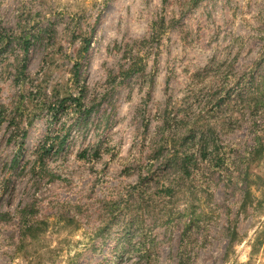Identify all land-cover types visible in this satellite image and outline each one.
I'll list each match as a JSON object with an SVG mask.
<instances>
[{"label": "rangeland", "instance_id": "374dc122", "mask_svg": "<svg viewBox=\"0 0 264 264\" xmlns=\"http://www.w3.org/2000/svg\"><path fill=\"white\" fill-rule=\"evenodd\" d=\"M263 51L264 0H0V264H264Z\"/></svg>", "mask_w": 264, "mask_h": 264}, {"label": "trees", "instance_id": "16d2710c", "mask_svg": "<svg viewBox=\"0 0 264 264\" xmlns=\"http://www.w3.org/2000/svg\"><path fill=\"white\" fill-rule=\"evenodd\" d=\"M40 33V30H37V32L31 31L29 28H25L22 30V34L20 35V43L21 47L24 52L28 50L29 45L32 44L33 40L35 39V35ZM11 37L7 36V40H10ZM89 42H90V36L82 32L79 35V45L76 52V58L72 65V75L75 78L76 81H79V72L80 68L82 66V60L84 58L85 53L88 52L89 48ZM260 59H264V51L261 55H259ZM22 69L25 70V64L22 65ZM84 94H83V87L79 88V91L77 95L75 94H66L61 97H55L53 100H50L47 103V112L54 120L59 119V115L63 113H68L69 110H71L72 115L75 116L76 119L84 120L86 116H88L91 112V108H88L84 102H83ZM69 131L66 130L63 134H57L55 136H46L41 144L37 148V152H40V157L43 159L45 155H47L51 150H54L53 153H59L63 150V147L67 143ZM188 135V134H186ZM199 135V134H198ZM192 135L189 136V138ZM197 136H194L192 138V141L194 142V146H198V152H189L187 148V143H185L186 139H188L186 136L179 142L173 141L172 145L173 147H177L181 145V148L184 147L182 150V156L180 157L179 161V167H181L182 171L189 174V171L195 166H197V162L200 159H205L207 155L213 154V161L218 162L220 159L219 153L217 152L216 143L213 142L214 139V131L210 130L209 136L205 138L204 131H202L199 135V137L194 140ZM58 139V140H56ZM185 141V142H184ZM167 143L166 140L163 141V145ZM167 145V144H166ZM163 147V146H161ZM263 149V146L261 143H258V146L254 152L255 154H260ZM210 151V152H208ZM178 150L172 149L171 154H165L163 157V160H173V158H176L178 156ZM196 155V156H195ZM170 158V159H168ZM166 193H171V188L167 187L164 190Z\"/></svg>", "mask_w": 264, "mask_h": 264}]
</instances>
